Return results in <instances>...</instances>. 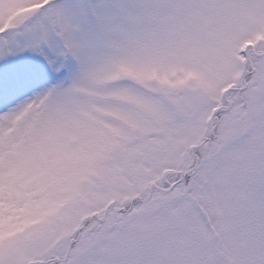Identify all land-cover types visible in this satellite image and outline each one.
<instances>
[{"label":"snow or ice","instance_id":"obj_1","mask_svg":"<svg viewBox=\"0 0 264 264\" xmlns=\"http://www.w3.org/2000/svg\"><path fill=\"white\" fill-rule=\"evenodd\" d=\"M0 264H264V0H0Z\"/></svg>","mask_w":264,"mask_h":264}]
</instances>
